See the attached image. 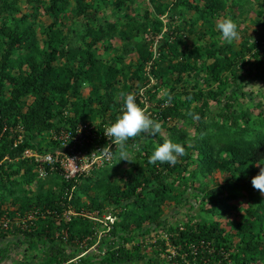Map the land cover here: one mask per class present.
<instances>
[{
	"label": "trees",
	"instance_id": "obj_1",
	"mask_svg": "<svg viewBox=\"0 0 264 264\" xmlns=\"http://www.w3.org/2000/svg\"><path fill=\"white\" fill-rule=\"evenodd\" d=\"M144 1L141 12L136 0H0V263L21 244L15 264H264V195L251 184L264 166V103L259 124L238 103L264 82V0ZM226 17L238 48L218 43ZM127 93L154 103L161 124L129 140L132 162L117 147V161L77 181L43 164L42 181L23 158L53 154L79 126L100 134ZM213 104L221 113L207 121ZM165 139L184 155L149 164ZM190 199L198 209L172 225L165 210Z\"/></svg>",
	"mask_w": 264,
	"mask_h": 264
},
{
	"label": "clouds",
	"instance_id": "obj_2",
	"mask_svg": "<svg viewBox=\"0 0 264 264\" xmlns=\"http://www.w3.org/2000/svg\"><path fill=\"white\" fill-rule=\"evenodd\" d=\"M216 29L226 43L239 39L238 26L231 17H226L217 22ZM142 93L143 90H140V94ZM168 98L171 100L170 95ZM122 99L123 103L119 110L120 114L105 127L103 134L115 145V148L118 147L119 161H130L127 152L129 140L141 134L156 136L161 131V124L150 118L146 114L145 109L137 104L135 94H122ZM188 115L193 120L200 119L197 113L189 112ZM109 152L111 151L109 150ZM184 153L185 148L180 143H176L172 139H165L162 143H157L153 146L148 163L153 165L167 163L169 166H175L178 158L182 157ZM251 184L254 189L259 190L264 195V166L259 167V172L252 177Z\"/></svg>",
	"mask_w": 264,
	"mask_h": 264
},
{
	"label": "built area",
	"instance_id": "obj_3",
	"mask_svg": "<svg viewBox=\"0 0 264 264\" xmlns=\"http://www.w3.org/2000/svg\"><path fill=\"white\" fill-rule=\"evenodd\" d=\"M143 96L147 101V97L145 95ZM149 106L152 108L154 103H146L144 109L147 115L151 114V112L148 111V109H150ZM107 125L103 127L100 134H97V130L90 125L86 124L79 126L76 128L74 133L75 135H65V139H68L69 141L62 143L61 149L55 150L53 154H40L27 149L23 153V158L35 159V163L38 164L36 172L39 174V178L41 180L47 178V172L42 166L43 164H46L49 166L50 171L56 172L65 180L77 181L78 178L88 175L93 169L100 168L108 164L111 165L113 163L114 152L117 148H115V145L112 144L111 141L103 134ZM21 141L22 136H19L18 141L14 144V147H16V145ZM90 144L95 145L90 148ZM108 148L111 152H109ZM169 251L171 254H174L172 250Z\"/></svg>",
	"mask_w": 264,
	"mask_h": 264
},
{
	"label": "rangeland",
	"instance_id": "obj_4",
	"mask_svg": "<svg viewBox=\"0 0 264 264\" xmlns=\"http://www.w3.org/2000/svg\"><path fill=\"white\" fill-rule=\"evenodd\" d=\"M255 3V2H254ZM135 8L137 7V10L139 11H143L146 8L145 5V1L144 0H136V4L134 6ZM252 8V7H251ZM134 13V12H133ZM103 16H106V18H110L111 19V9H107L106 11L102 12ZM101 15V17H102ZM238 17L237 12H235V18ZM165 22H168L169 19H166V17H163ZM168 18V17H167ZM50 22L49 19H45V23L48 24ZM251 31H247V33H250ZM209 38V37H207ZM235 43V45L238 48V45L240 44V35H239V39L233 41ZM218 43L219 44H224L226 43L222 37H219L218 39ZM88 91L85 92V95H87ZM239 94H244V95H239ZM239 104L241 105L242 108H244V110H248L251 114L252 117L254 116V121L256 124H259V120L255 117L257 116V114L259 113L258 109H257V105L259 103L263 104L264 103V82L263 81H259V82H251L248 86H245L243 88V90L240 91L239 93ZM221 106H215L214 104L211 106V109L208 113L209 118H207V121H209L211 118H215L217 119V115L219 113H221ZM262 114L264 116V104H263V108H262ZM190 132L192 133V130L188 129ZM114 161H117V158L114 157ZM45 179H43L42 181H45ZM207 181L209 182V185H211L212 183L216 182H220L221 181V177L218 173H214L211 178L207 179ZM194 192L192 190H189L187 195L188 196H192ZM191 202L193 201L192 199H190ZM194 204V205H193ZM193 204L191 205H186L184 206L183 209H178V208H172V207H168L165 212L166 215L168 216V218H170L171 220V224L172 225H176V224H180L184 221L185 216H187L190 210L192 213H194L197 209L198 206L195 201H193ZM192 208V209H190ZM108 219V218H107ZM113 222V219L110 220V223ZM11 238L7 239V241H10ZM6 242V241H5ZM3 245H0V248H2ZM26 245H21V244H17L15 246V244H12L10 246V251L8 253V256L6 257V259L1 260L0 264H15L17 260L21 259V255L23 253V251L25 250Z\"/></svg>",
	"mask_w": 264,
	"mask_h": 264
}]
</instances>
